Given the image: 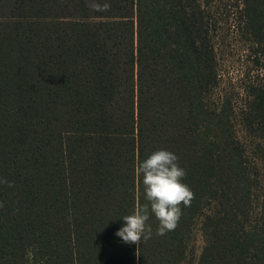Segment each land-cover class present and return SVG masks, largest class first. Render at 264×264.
Listing matches in <instances>:
<instances>
[{
    "label": "trees",
    "instance_id": "obj_1",
    "mask_svg": "<svg viewBox=\"0 0 264 264\" xmlns=\"http://www.w3.org/2000/svg\"><path fill=\"white\" fill-rule=\"evenodd\" d=\"M242 1L264 42V0ZM212 3L0 0V264H264V158L210 102ZM243 117L264 125V85ZM158 150L194 199L164 236L150 213L137 256L115 233L147 203L136 169Z\"/></svg>",
    "mask_w": 264,
    "mask_h": 264
},
{
    "label": "rangeland",
    "instance_id": "obj_2",
    "mask_svg": "<svg viewBox=\"0 0 264 264\" xmlns=\"http://www.w3.org/2000/svg\"><path fill=\"white\" fill-rule=\"evenodd\" d=\"M211 44L215 54L217 85L211 105L226 103L235 135L244 145L248 159L264 158V125H249L243 117L252 84L264 85V42L247 26L242 0H214L210 7ZM257 42V43H256ZM225 105V104H224ZM196 258L204 245L199 218L193 229Z\"/></svg>",
    "mask_w": 264,
    "mask_h": 264
},
{
    "label": "clouds",
    "instance_id": "obj_3",
    "mask_svg": "<svg viewBox=\"0 0 264 264\" xmlns=\"http://www.w3.org/2000/svg\"><path fill=\"white\" fill-rule=\"evenodd\" d=\"M89 6L98 12L107 11L110 7L108 4L96 3ZM178 159L170 151L158 150L142 161L136 169L137 175L142 177L147 203L137 208L133 214L124 216V226L115 235L127 245H136L137 256L142 240L147 241L152 235V229L146 223L150 213L158 222L156 235L164 236L178 226L182 216L181 205L188 206L194 199V193L182 182L186 171L180 167ZM0 184L14 186L2 178ZM0 207H3V203H0Z\"/></svg>",
    "mask_w": 264,
    "mask_h": 264
}]
</instances>
